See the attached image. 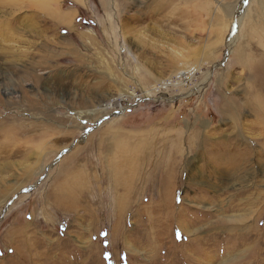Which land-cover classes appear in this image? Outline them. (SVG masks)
I'll return each mask as SVG.
<instances>
[{
  "label": "rangeland",
  "instance_id": "1",
  "mask_svg": "<svg viewBox=\"0 0 264 264\" xmlns=\"http://www.w3.org/2000/svg\"><path fill=\"white\" fill-rule=\"evenodd\" d=\"M0 264H264V0H0Z\"/></svg>",
  "mask_w": 264,
  "mask_h": 264
},
{
  "label": "bare ground",
  "instance_id": "2",
  "mask_svg": "<svg viewBox=\"0 0 264 264\" xmlns=\"http://www.w3.org/2000/svg\"><path fill=\"white\" fill-rule=\"evenodd\" d=\"M66 17H67V16H65V15H61V18H63V19L66 18ZM257 66H258V65H257ZM260 78H262V77H260ZM258 80H259V79H258ZM259 81H260V80H259ZM126 136H127V135H126ZM127 137H128V139H130V137H133V136L129 135V136H127ZM101 145H102V144H101ZM103 146H105V145H103ZM240 154H241V153H239V155H240ZM141 156H142V155H141ZM123 172H124L123 170H120V169L118 170V174H120V176H123ZM115 174H116L115 176L118 177L117 173H115ZM116 180H117V179H115V181H114L116 184H113L114 187H115L116 189H117L118 187L121 188V187L124 186V184H121L120 182L117 183ZM111 183H112V182H111ZM126 185L128 186V184H126ZM124 187H125V186H124ZM111 188H112V187H111ZM125 188H126V187H125ZM129 188H130V187L128 186L127 189H126V190H127V194H130V190H129ZM116 189H115V190H116ZM117 198H118V196L116 197V199H117ZM58 202L60 203V202H62V201H58Z\"/></svg>",
  "mask_w": 264,
  "mask_h": 264
}]
</instances>
